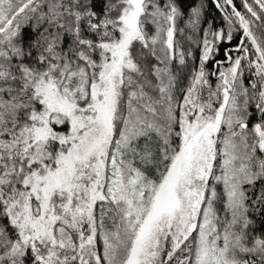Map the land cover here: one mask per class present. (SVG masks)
Returning <instances> with one entry per match:
<instances>
[{"label": "snow or ice", "instance_id": "1", "mask_svg": "<svg viewBox=\"0 0 264 264\" xmlns=\"http://www.w3.org/2000/svg\"><path fill=\"white\" fill-rule=\"evenodd\" d=\"M213 3L0 0V264H264V0Z\"/></svg>", "mask_w": 264, "mask_h": 264}, {"label": "trees", "instance_id": "2", "mask_svg": "<svg viewBox=\"0 0 264 264\" xmlns=\"http://www.w3.org/2000/svg\"><path fill=\"white\" fill-rule=\"evenodd\" d=\"M199 0H185V9L195 3H198ZM237 6L239 7V0H236ZM205 8H206V19L209 21H213L216 26L223 27L224 21L222 20L221 13L215 8L211 0H204ZM240 37L239 35L234 36L232 43L229 45L227 42L220 44V56L218 55V60H223L224 51L227 47H235L238 44ZM196 55H199V50L196 51ZM211 70H214V67H211Z\"/></svg>", "mask_w": 264, "mask_h": 264}, {"label": "flooded vegetation", "instance_id": "3", "mask_svg": "<svg viewBox=\"0 0 264 264\" xmlns=\"http://www.w3.org/2000/svg\"><path fill=\"white\" fill-rule=\"evenodd\" d=\"M212 1V3H213V0H211ZM213 5H214V3H213ZM227 48H230V46L229 47H227ZM226 48V49H227ZM233 48V47H232ZM219 56H220V53H219ZM218 58V56L216 57V59ZM223 58H224V56H223ZM207 67L211 70V67H214V64H213V62L212 61H210L209 63H208V65H207ZM213 82H215V79L213 78Z\"/></svg>", "mask_w": 264, "mask_h": 264}]
</instances>
